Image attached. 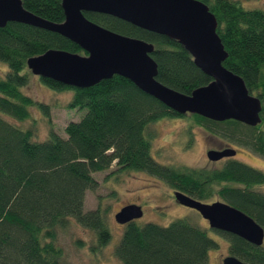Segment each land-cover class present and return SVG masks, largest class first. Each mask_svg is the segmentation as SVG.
I'll return each instance as SVG.
<instances>
[{
  "label": "trees",
  "instance_id": "1",
  "mask_svg": "<svg viewBox=\"0 0 264 264\" xmlns=\"http://www.w3.org/2000/svg\"><path fill=\"white\" fill-rule=\"evenodd\" d=\"M61 1L21 0L25 10L52 23L64 20ZM197 1L217 21L216 32L227 54L223 67L240 77L249 94L261 101V124L255 128L176 114L118 76L86 89L37 77L51 92L70 91L67 108L83 112L77 122L65 127V137L50 128L46 139L39 141L34 128L17 124L31 118V109L50 119L51 107L25 92L35 77L27 61L50 50L85 53L55 33L17 23L0 28V65L5 67L0 70V264H69L58 245V233L70 222L93 232L99 247L108 245L111 233L106 216L100 210L86 212L84 204L86 193L98 188L93 176L113 165L109 176L142 172L166 184L172 195L180 192L204 204L226 203L264 230V192L260 191L264 172L235 156L221 169L190 168L162 164L152 152L155 133L149 128L153 124L186 119L223 140L235 153L247 150L264 160V0L254 8L242 4L255 0ZM83 15L108 31L153 45L156 80L163 86L190 95L209 84L210 79L176 42L110 16ZM137 221L120 225L123 232L114 248L120 264H213L209 255L218 249V242L206 230L185 219L166 227ZM216 233L225 237L228 256L244 264H264L263 247Z\"/></svg>",
  "mask_w": 264,
  "mask_h": 264
},
{
  "label": "water",
  "instance_id": "2",
  "mask_svg": "<svg viewBox=\"0 0 264 264\" xmlns=\"http://www.w3.org/2000/svg\"><path fill=\"white\" fill-rule=\"evenodd\" d=\"M64 20L52 23L23 8L21 0H0V28L8 23L27 25L60 35L77 45L84 56L50 50L27 61L30 73L63 86L86 89L118 76L130 81L139 91L179 115H197L221 123L236 121L255 128L261 124V101L249 94L243 80L226 70L227 58L217 35V21L208 7L197 0H62ZM84 13L106 15L143 31L179 44L194 66L210 79L208 85L190 95L169 89L157 80V65L152 59L154 46L108 31L84 17ZM227 149L209 151L215 163L235 156ZM175 201L197 212L210 230L236 236L262 247L264 230L252 218L226 203L204 204L180 192ZM139 206L122 208L114 220L125 225L139 220ZM221 264H244L233 256Z\"/></svg>",
  "mask_w": 264,
  "mask_h": 264
},
{
  "label": "rangeland",
  "instance_id": "3",
  "mask_svg": "<svg viewBox=\"0 0 264 264\" xmlns=\"http://www.w3.org/2000/svg\"><path fill=\"white\" fill-rule=\"evenodd\" d=\"M262 5L263 0L242 4L246 8ZM0 70L4 71L5 67L0 65ZM25 92L36 101L51 107H49V120L44 118L39 110L31 109V118L28 121L17 122L24 129L34 128L35 138L39 141L46 139L50 128L60 137H65V127L69 123L77 122L83 115V112L67 108V102L71 98L70 91L51 92L37 77L30 78ZM149 129L155 133L152 152L160 163L190 168L221 169L224 167L225 163L213 164L206 158V151L219 147L223 141L210 136L208 138L207 133H203L204 131L198 125L182 119L170 123L159 122ZM262 129L264 131V125ZM240 151L235 157L237 161L264 172L262 158L247 150ZM113 167L114 165L107 172L93 176L98 182V188L94 192L86 193L84 204L86 212L100 210L106 216L111 233L110 243L99 247L93 232L78 223L70 222L66 230L58 233V245L63 251L66 262L69 264H120L114 255V248L122 235L123 228L115 222L114 216L120 208L128 204L140 206L143 210L142 218L137 221L139 225L153 223L166 227L177 219H185L206 230L207 234L218 242V249L209 255L213 264H221L222 260L228 256V243L225 237L207 229L208 224L197 212L177 204L172 199L171 191L166 184L142 172L126 171L118 176H109ZM218 189L219 187L215 191ZM260 191L264 192V187H261ZM262 247L264 248V241Z\"/></svg>",
  "mask_w": 264,
  "mask_h": 264
},
{
  "label": "flooded vegetation",
  "instance_id": "4",
  "mask_svg": "<svg viewBox=\"0 0 264 264\" xmlns=\"http://www.w3.org/2000/svg\"><path fill=\"white\" fill-rule=\"evenodd\" d=\"M174 121H177V120H174ZM200 128V127H199ZM200 129H202V128H200ZM202 131H204L203 129H202ZM203 133H205V131L203 132ZM207 136H208V138H209V136L210 137H212V138H214V139H217V137L216 136H213V135H210V134H207ZM218 139H220V138H218ZM221 140V139H220ZM223 141V140H222ZM230 148V146H228L227 144H225L224 142H223V144H221V145H219V147H217V148H215V149H208L207 151H206V154H207V152H209V151H217V152H222V151H224V150H227V149H229ZM238 155V153H236L235 154V157ZM230 158H233V157H230ZM230 158H223L222 160H220V161H218V162H215V163H213V164H218V163H224L226 160H228V159H230ZM211 163V162H210ZM173 192V191H172ZM172 192L170 193L171 194V197H173V195H172ZM173 200H174V198H172ZM212 204V203H211ZM129 205H132V204H128V205H126V206H129ZM125 207V206H124ZM123 208V207H122ZM143 212V211H142ZM143 214H144V212H143Z\"/></svg>",
  "mask_w": 264,
  "mask_h": 264
}]
</instances>
